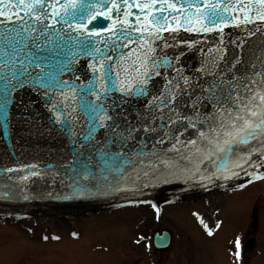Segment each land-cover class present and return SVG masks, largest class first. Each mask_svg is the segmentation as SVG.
I'll list each match as a JSON object with an SVG mask.
<instances>
[{
  "label": "snow or ice",
  "instance_id": "obj_1",
  "mask_svg": "<svg viewBox=\"0 0 264 264\" xmlns=\"http://www.w3.org/2000/svg\"><path fill=\"white\" fill-rule=\"evenodd\" d=\"M105 4L106 7L103 6ZM68 7V4L64 5L65 9ZM71 7L74 9L70 14L72 22L77 23L80 34H84L82 30L86 20L96 21L88 35L99 38V44L92 39L78 42L80 53L93 58L89 62L93 79L80 87L77 93H83L79 95L80 111L88 118V131L82 138L84 141L92 140L93 133L104 128L116 138L117 147L123 148L128 140L136 138L135 133L141 129L144 133H155L150 157L145 146L138 147L133 155L145 157L141 163H146L149 168L166 166L172 176L187 174L195 178L198 176L199 163L212 157H215L211 160L213 165L225 174L231 172L235 175L238 174L236 170L243 171L253 166L248 158L251 152L233 158L234 145L248 137L254 139L257 132L264 129V94L259 95V103H256L257 93L252 85L237 86L235 77L229 79L227 67L220 68L219 64L215 71L205 66L196 69L194 75L185 71L181 63L185 52L180 46L191 49L196 42L173 35L177 31L173 21L183 27V22L173 15L177 0H103L101 8L96 11L91 5L77 7L73 3ZM56 8L55 0L47 3V6L46 0H8L7 4L0 0V18H4L0 19V127L4 128L5 134L8 106L12 103L11 93L28 86L37 89L53 86L57 89H76L74 82L60 80V73L72 71L71 62L58 58L63 55V50L49 35L52 31L49 22L54 18L57 24L66 23L69 13L65 11V16H60ZM184 8L188 9V13L183 12ZM200 8L201 0H182L180 3L183 21L193 25L188 18L191 14L195 16V22L201 25L199 29L190 26L185 31H209L219 28L221 24H228L235 19L225 15L229 9L255 11L256 17L264 21V0H252L249 4H240L237 0L235 5L231 0L227 3L224 0H210L203 5L204 11L201 12ZM132 9L137 12L134 13ZM192 9H196V12L193 13ZM114 13L117 17L115 20ZM121 14L124 17L135 16V20L120 19ZM98 16L103 17V21L97 20ZM5 19L8 23H5ZM107 21L113 22L105 24ZM163 32H168L169 36L164 37ZM104 33L107 35L101 38ZM134 33L137 35L134 36ZM60 39H65V36L60 35ZM139 42H143L146 47H141ZM164 49L173 51L169 54ZM97 59L99 63L94 64L93 61ZM34 68L40 71L35 72ZM96 72L102 73L101 78L106 82L103 93H97L99 103L85 99L89 91L96 89ZM201 74L205 78L210 77V80L201 79ZM155 77H162L163 85L154 92L151 86ZM240 87L244 88L243 94ZM109 93L113 95L109 96ZM132 100H140L143 107L142 112L136 113L134 123L123 107ZM205 105L210 106L211 111H202ZM256 108H260L259 113ZM97 117L102 123L96 122ZM118 118H123V128L117 122ZM189 128L197 129V139H183L184 132ZM173 140L175 143H172ZM166 142L172 151L179 152V145L189 155L192 149L201 153L196 168H180L164 158L166 151L163 148L157 151V146ZM98 154L105 164L117 157V153H107L103 149L98 150ZM124 157L126 163L131 162L127 153H124ZM182 158L189 159V156ZM260 161H264V152L260 155ZM257 166L264 167V164L258 163ZM76 187L84 191L81 185ZM236 247H240L239 240L236 241ZM235 255L239 258L240 254L237 251Z\"/></svg>",
  "mask_w": 264,
  "mask_h": 264
},
{
  "label": "water",
  "instance_id": "obj_2",
  "mask_svg": "<svg viewBox=\"0 0 264 264\" xmlns=\"http://www.w3.org/2000/svg\"><path fill=\"white\" fill-rule=\"evenodd\" d=\"M3 2L7 4L8 0ZM51 2L53 0H46V6ZM55 2L57 3L56 11L60 16H65V11L69 15L66 17L67 22L62 24H57L53 18L49 22L52 29L49 35L53 36L54 41L58 42L63 50V55L58 58L71 62L72 71L60 73V80L74 82L76 89H57L55 86L37 89L28 86L11 93L12 103L8 106L7 133L5 134L4 128L0 127V207L8 204L12 206L14 202L18 205L16 206L18 211L24 212L101 207L104 204L122 202L123 199L103 202V200L122 195L132 196L129 199L144 197L140 195L162 197L178 194V191L183 188L216 186L225 175L231 174L217 170L211 162L215 157L205 158L202 163H199L198 157L201 153L195 149H192L189 155L186 149L177 145L179 152H176L170 150L171 146L167 142L164 145H158L157 151L163 148L167 153L164 158L173 161L180 168L187 166L195 169L199 163L198 176L195 178L187 174L172 176L169 175L171 170L164 165L149 168L146 163H141L145 157L133 155L138 147L145 146V151L150 157L156 134L144 133L142 129L135 133L136 138L128 140L123 148L117 147L116 138L104 128L97 129L93 133L92 140L84 141L82 138L88 131V118L80 111L79 95L83 93L79 95L77 93L80 87L87 85L89 80L93 79V71L89 65L93 58L80 53L78 42L92 39L99 44V38L88 35L96 21L86 20V26L82 30L84 34H80L81 30H78L77 23L72 22L70 14L74 9L71 5L73 3L77 7L91 5L93 11H96L101 8L103 0H55ZM181 2L182 0H177V9L173 10V15L183 22V27L173 21V27L177 29L173 35L196 42L191 49L185 45L180 46L185 52L181 58L185 71L194 75L196 69L201 66L215 71L216 65L219 64L220 68L227 67L229 79L235 77L237 86L251 84L257 95L264 94V36L260 35L264 29V21L256 17L255 11L229 9L225 15L235 19L228 23L227 29L220 25L219 28H211L207 31L214 35H217L218 31L227 38L225 41L227 48L219 49L214 37L210 36L208 42L199 34L200 31H185V28L190 26L197 29L199 27L195 22V16L191 14L188 18L192 20L193 25L183 21L180 11ZM224 2L227 3L229 0ZM250 2L252 0H239L240 4ZM231 3L235 5L237 0H231ZM65 4L69 5L67 9L64 8ZM204 4L205 0H201V12L204 11ZM132 11L137 12L136 9ZM183 12L188 13V9L184 8ZM192 12L195 13L196 9H192ZM245 17H251V19L246 20ZM119 18L135 20V16L124 17L123 14ZM96 19L103 21L104 18L98 16ZM115 19L117 17L114 13L113 20ZM112 22L107 21L105 24ZM5 23H8L6 19ZM237 34L240 35L236 37ZM60 35H64L65 39L61 40ZM104 35L107 34H101V38ZM162 35L168 37L169 33L163 32ZM234 39L243 43L242 46H230L234 43ZM41 43L44 44V41L42 40ZM139 43L141 47H146L143 42ZM172 51L164 49L165 53L171 54ZM93 63L98 64L99 59ZM33 71L39 72L40 69L34 68ZM113 71L115 73L116 70ZM95 77L96 89L89 91L85 99L99 103L97 93H103L106 82L101 78L100 72H96ZM201 79L210 80V77L205 78L201 74ZM162 85L163 78L155 77L151 86L152 91L159 90ZM239 90L241 94L244 93L243 87ZM112 95L109 93V96ZM116 95L118 97L119 94ZM123 107L133 123L136 120V113L143 111L140 100H132ZM116 111L119 112V109ZM185 111L187 112L188 109ZM202 111L207 113L211 111V107L205 105ZM96 122L102 123L99 117ZM117 122L121 128L125 126L123 118H118ZM109 137H111L110 140ZM145 137L148 139L145 140ZM197 138L198 132L195 128H189L184 132V140ZM172 143L175 141L173 140ZM101 149L107 153L115 152L117 157L105 164L98 154V150ZM234 149V159L242 154L247 155L248 152H251L248 158L252 163L260 159V155L264 152V129H260L254 139L248 137L246 140H239L238 144L234 145ZM124 153H127L130 163L125 162ZM186 155L189 159L182 158ZM229 167L231 168V164ZM78 184L84 191L77 190ZM169 243L168 231H156L153 235V245L159 251L165 250Z\"/></svg>",
  "mask_w": 264,
  "mask_h": 264
},
{
  "label": "rangeland",
  "instance_id": "obj_3",
  "mask_svg": "<svg viewBox=\"0 0 264 264\" xmlns=\"http://www.w3.org/2000/svg\"><path fill=\"white\" fill-rule=\"evenodd\" d=\"M263 177L264 171L249 186L216 196L184 197L158 205V218L154 205L148 204L67 214L0 215V264H236L235 240L243 234L253 236L262 248L259 260L256 246L244 250L249 264L257 260L264 264ZM193 211L203 221H214L211 237L200 233ZM157 228L172 236L162 253L150 243Z\"/></svg>",
  "mask_w": 264,
  "mask_h": 264
},
{
  "label": "flooded vegetation",
  "instance_id": "obj_4",
  "mask_svg": "<svg viewBox=\"0 0 264 264\" xmlns=\"http://www.w3.org/2000/svg\"><path fill=\"white\" fill-rule=\"evenodd\" d=\"M253 226L254 227L257 226L255 220L253 221ZM240 246H241L240 247L241 261L239 263H236V264H249V256H248V254L244 253V250L246 249L247 251H251L254 249V247L256 246L255 238L253 236H251L249 238H247V237L243 238L241 243H240ZM246 250H245V252H246ZM261 251H262V248L259 249L258 246H256L255 252L257 253L256 257L258 260H259V256L261 254ZM197 256H199V254H197ZM195 259L199 263V261H200L199 257L197 259V257L195 256ZM258 260H257V262H258ZM257 262H256V264H257ZM250 264H252V263H250Z\"/></svg>",
  "mask_w": 264,
  "mask_h": 264
}]
</instances>
